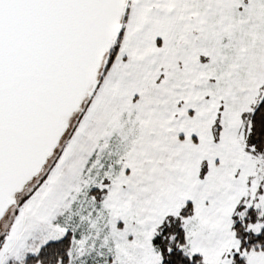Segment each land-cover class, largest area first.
Wrapping results in <instances>:
<instances>
[{"label":"snow or ice","instance_id":"obj_1","mask_svg":"<svg viewBox=\"0 0 264 264\" xmlns=\"http://www.w3.org/2000/svg\"><path fill=\"white\" fill-rule=\"evenodd\" d=\"M0 264H264V0H0Z\"/></svg>","mask_w":264,"mask_h":264}]
</instances>
